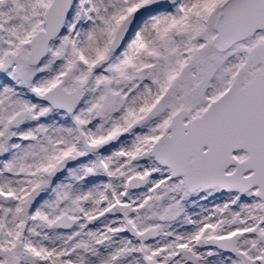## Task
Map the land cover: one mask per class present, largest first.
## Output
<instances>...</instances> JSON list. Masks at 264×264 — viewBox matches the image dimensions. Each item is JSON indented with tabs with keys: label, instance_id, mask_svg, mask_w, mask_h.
Masks as SVG:
<instances>
[{
	"label": "snow or ice",
	"instance_id": "6c2138e0",
	"mask_svg": "<svg viewBox=\"0 0 264 264\" xmlns=\"http://www.w3.org/2000/svg\"><path fill=\"white\" fill-rule=\"evenodd\" d=\"M0 264H264V0H0Z\"/></svg>",
	"mask_w": 264,
	"mask_h": 264
}]
</instances>
